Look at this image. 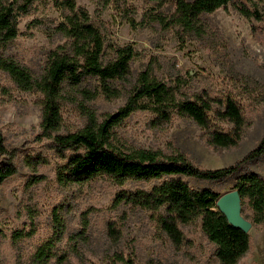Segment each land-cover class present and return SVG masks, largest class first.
<instances>
[{"label":"rangeland","instance_id":"rangeland-1","mask_svg":"<svg viewBox=\"0 0 264 264\" xmlns=\"http://www.w3.org/2000/svg\"><path fill=\"white\" fill-rule=\"evenodd\" d=\"M74 2L104 25L111 47L107 48L108 59L113 57L112 47L131 46L138 55L128 76L108 83L115 91L111 96L97 93L89 84L67 88L60 123L52 135L83 129L89 116L99 122L112 114L124 104L138 74L148 71L158 80H179L188 96H232L244 116V134L235 147H215L207 132L190 120L175 117L157 123L153 114L135 112L115 129L122 144L166 155L181 154L198 169L217 170L239 163L260 143L264 137V0H230L225 8L203 16L210 28L208 36L185 42L176 37L175 30H166L157 22L172 13L168 0ZM255 9L261 20L251 17ZM58 15L50 2L39 6L21 21L18 36L1 56L38 77L48 54L65 45L52 31ZM128 17L135 23L143 19V23L135 29L128 24ZM41 111L40 96L18 91L0 70V133L18 152L16 174L0 186V264H29L35 249L53 236L55 218L64 229L56 252L69 256L65 264H101L114 253L131 259L132 264H217L199 222L179 225L182 241L174 244L149 212L114 203L118 194L147 191L160 181H127L121 186L102 177L82 185H61L56 173L62 162L42 130ZM218 124L223 129L229 127ZM245 172L264 180V156L223 181L182 180L194 189L208 188L221 196L232 191ZM249 215L246 210L242 217L248 219ZM18 230L28 236L14 246L10 236ZM249 236V251L238 264H264V224H251Z\"/></svg>","mask_w":264,"mask_h":264},{"label":"trees","instance_id":"trees-1","mask_svg":"<svg viewBox=\"0 0 264 264\" xmlns=\"http://www.w3.org/2000/svg\"><path fill=\"white\" fill-rule=\"evenodd\" d=\"M230 0H168L172 13L157 22L166 30H175L182 42L202 40L210 28L203 20L227 6ZM53 4L59 13L54 20L53 33L62 37L65 45L57 46L48 56L42 74L33 76L26 68L10 58L1 56L19 34L21 21L32 15L41 5ZM251 17L261 20L255 9ZM128 24L137 29L143 19ZM144 27V25H142ZM104 25L91 19L85 9L74 0H0V70L6 73L14 87L23 93L39 95L42 107L41 127L52 140V150L62 163L57 168L61 185L88 183L98 178H109L116 185L127 181H160L150 190H138L116 196V206L125 204L149 212L160 231L174 244H180L183 233L179 225L199 222L205 239L213 246L217 264H238L249 251V233L230 225L219 211L216 202L220 195L212 190L194 189L182 178L219 182L244 170L264 156V137L239 163L217 170H201L189 163L181 154L166 155L150 150L135 149L121 143L115 129L135 112L154 115L157 123L173 118L192 121L206 131L210 145L232 148L241 141L245 120L238 102L232 96L213 98L203 95L188 96L183 84L158 80L148 71L138 74L125 102L101 121L89 116L83 129L68 134H54L60 123L63 94L67 88L83 84L93 85L96 92L111 96L109 82L128 76L137 51L131 46L112 47L113 57L107 55ZM111 48V47H110ZM229 126L221 128L218 124ZM18 152L10 148L0 133V186L17 172ZM241 199V214L248 210L252 225L264 224V180L255 173L245 172L235 181ZM64 234L59 219H54L53 236L39 245L30 256L29 264H65L66 253H57L56 244ZM28 236L14 231L12 244ZM101 264H132L131 259L114 253Z\"/></svg>","mask_w":264,"mask_h":264},{"label":"water","instance_id":"water-1","mask_svg":"<svg viewBox=\"0 0 264 264\" xmlns=\"http://www.w3.org/2000/svg\"><path fill=\"white\" fill-rule=\"evenodd\" d=\"M216 206L230 225L249 233L251 223L242 217L241 199L237 190L221 195L216 202Z\"/></svg>","mask_w":264,"mask_h":264}]
</instances>
